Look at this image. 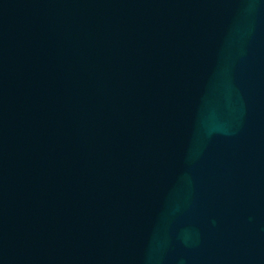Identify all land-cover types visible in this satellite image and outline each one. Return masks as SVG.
<instances>
[{
	"label": "water",
	"instance_id": "1",
	"mask_svg": "<svg viewBox=\"0 0 264 264\" xmlns=\"http://www.w3.org/2000/svg\"><path fill=\"white\" fill-rule=\"evenodd\" d=\"M0 264H264V0H0Z\"/></svg>",
	"mask_w": 264,
	"mask_h": 264
}]
</instances>
